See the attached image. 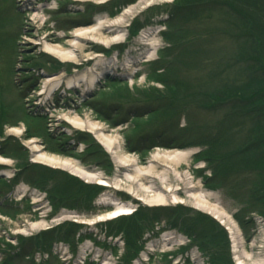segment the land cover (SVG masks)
Masks as SVG:
<instances>
[{"label": "rangeland", "instance_id": "rangeland-1", "mask_svg": "<svg viewBox=\"0 0 264 264\" xmlns=\"http://www.w3.org/2000/svg\"><path fill=\"white\" fill-rule=\"evenodd\" d=\"M139 1L0 0V157L9 160L0 162V264H37L30 256L41 259L40 264H60L67 248L73 258L83 256L82 264H130L133 258H146L145 264H174L176 258V264H238L224 223L187 201L144 203L130 191L126 167L68 117L104 125L139 166H147L158 149L190 150L187 162L176 169L181 178L171 173L169 183L158 184L177 189L178 199H187L191 184H200L212 193L210 202L236 223L247 253L264 260V118L258 104L252 113L248 107L237 109L245 97L233 99L228 93L261 75L255 70L258 63L243 53L251 46L249 35H236L248 30L235 13L242 8L238 2L236 8L226 3L230 0H158L140 9L125 28L126 41L110 48L87 42L84 54L117 58L91 89L89 81L69 87L67 79L85 71L98 74L101 58L64 62L41 44L64 45L76 28L102 15L118 16ZM148 29H158L156 55L139 62L130 76L123 66L129 57L146 55L139 37ZM62 74L55 91L44 87L47 77ZM14 127H21L22 134L10 133ZM30 139L46 153L74 159L86 171L126 185L101 187L34 162ZM106 196L130 204L135 213L93 224L61 219L65 214L91 219L109 211L112 207L100 201ZM40 221L46 225L33 230L31 225ZM39 235L38 251L26 256ZM157 241L161 247L145 256L146 247Z\"/></svg>", "mask_w": 264, "mask_h": 264}, {"label": "bare ground", "instance_id": "bare-ground-1", "mask_svg": "<svg viewBox=\"0 0 264 264\" xmlns=\"http://www.w3.org/2000/svg\"><path fill=\"white\" fill-rule=\"evenodd\" d=\"M32 1L33 0H26L25 3L32 4ZM91 1H94L96 4H102L108 2L109 0ZM156 1L158 0H140L137 4L127 6L118 16H99L91 25L80 26L76 28L72 32V38L68 40L64 45L51 44L47 41H42L41 44H43L44 50L46 52L52 54L61 61H69L72 63L81 64L84 56L91 55L83 53L85 48L87 47V42H99L100 44L110 48L115 43L126 41L125 28L128 26L131 19H133L137 11L139 12L140 9L145 8ZM38 17V15H35L34 19H38ZM157 31L158 29H148L147 31L141 33L139 40L143 45V49L146 48V55L144 57L139 56L135 58H128V62L124 64L123 67L130 70V76H132V74H134V72H136V70L138 69L137 67L139 62H142L144 61V59L154 57L156 55V51L160 43L159 39L156 37ZM103 56V53H99L89 57L102 59L105 58ZM114 59L115 58L100 60L99 63L102 64L100 66V71L98 72V74H94L92 72L88 73L87 71H85L77 74L75 77H69V79H67L68 86H83L82 83L89 81V84L86 87L90 88L89 85H92L98 77L109 72L110 68L115 65L117 58L115 60ZM131 67L134 68L132 69ZM94 70L95 72H97L96 69ZM77 71L78 70H76V72ZM63 77V74L55 77H47L44 81V87L47 88L48 86H50L49 91H55V89L60 86V82ZM43 92H45V89ZM46 101L47 99L45 100V102ZM67 119L71 122V124H73V127L81 130H88L89 132L94 134V136L103 145V147L112 154L119 165L122 168L126 167L125 169L127 170V173L124 175V178L126 180H129L128 183L133 182V185L128 184L129 189L130 191H134L137 197H141L139 199L144 203L151 206H165L169 203H179L187 201L188 203L195 205L196 208L211 213L219 220V222L224 223L226 229L230 232L234 244L233 246L234 248H236L238 264H264V260L259 261V257H254L253 253H247L243 243L241 232H239L236 223L231 220V216L229 215V213L226 212L218 203H212L208 199L209 197H212V193L203 191L200 187V184H191L192 193L189 194L188 198L178 199V197L174 194L175 190L177 189L173 190V188L171 187L164 189L158 184L159 182L162 184L169 183V181L171 180V173L175 175L176 179L181 178V175L176 171V169L180 162H187L190 155L192 154L190 150L162 151L158 149L157 152H155V154H153L152 158L149 160L147 166H139L137 159L132 157L131 155L126 154L122 149V142L120 140V137L118 135L106 133L107 128L104 125L91 121L89 118L83 121L78 117H68ZM9 132L15 135H21L23 130L21 127H14L10 128ZM27 145L30 147L33 153L32 160L34 162L46 164L54 168H62L68 170L70 173L78 176L79 178L86 179L88 181H95L101 186H105L107 188L111 187L113 189H120L121 186L126 185V181L125 183H123L124 181L122 179L111 178L103 173L86 171L74 159H64L59 156L44 152L42 150L43 147L38 145V141L36 139L28 140ZM0 162L9 163V160L0 157ZM170 198H173L174 201H170ZM109 199L110 197L106 196L104 198H101L100 201L103 202L101 204H109L112 208L109 211L107 210L103 214L95 216L94 218L86 219L79 218L78 216H72L70 214H65L61 219H72L77 220L78 222L93 224L110 218H119L132 212V210L130 209V204L124 202H116L113 198H111L109 201ZM134 213L135 211L133 210V214ZM56 221L57 223H61L60 219H57ZM45 225L46 222L40 221L33 223L31 225V228L34 230ZM122 236L120 235V237ZM169 238L171 237L168 236L167 239ZM149 245L150 247H146L145 251L143 252L145 256H148V251L153 250V247L155 245L159 247L161 244L159 241H157ZM144 260H146V258H144ZM144 260H142L141 258H133L130 264H145ZM107 263L105 262L103 264ZM176 263H179V260H176L174 262V264ZM197 264L200 263L197 262Z\"/></svg>", "mask_w": 264, "mask_h": 264}, {"label": "trees", "instance_id": "trees-1", "mask_svg": "<svg viewBox=\"0 0 264 264\" xmlns=\"http://www.w3.org/2000/svg\"><path fill=\"white\" fill-rule=\"evenodd\" d=\"M184 3L189 0H183ZM200 1V0H198ZM235 1L239 3V5L242 8H237L234 4ZM203 1H201L202 3ZM210 2V1H208ZM203 3L205 5L206 3ZM227 4L231 5L232 7L235 6L237 10H235V13L239 16V18H243L245 26L248 28L246 35L242 34V32L237 33L236 35L238 38L241 35L248 36L251 40V46L249 48H246V51L243 53H246L245 55L248 57H251L250 60L258 63L257 71H261V75L259 76V81L257 82H246L244 86L238 87L234 90L229 89V95L231 98L235 99L239 96L245 97L243 100H241V104L238 105L239 108L242 109L248 107L246 110H249V113H252L253 110H251V107L254 105H259L261 109L259 112H261V116L264 118V0H230V2H226ZM226 3L221 4L220 6L224 7ZM232 3V4H231ZM187 4V3H186ZM199 4V3H198ZM231 7V9H233ZM178 13H176L177 15ZM235 34V33H233ZM245 50V49H243ZM243 55V56H245ZM242 56V55H241ZM257 85V86H256ZM218 97V96H217ZM262 128L264 131V120L262 121ZM191 232V231H190ZM42 239V237H41ZM134 237H130L129 240L133 241ZM39 241L38 238H34V244L37 246V242ZM132 244V243H131Z\"/></svg>", "mask_w": 264, "mask_h": 264}]
</instances>
